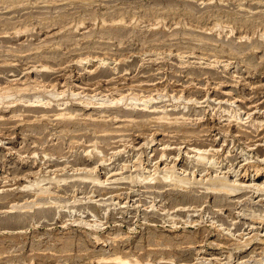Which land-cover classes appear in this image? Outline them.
I'll return each mask as SVG.
<instances>
[{
	"label": "rangeland",
	"instance_id": "rangeland-1",
	"mask_svg": "<svg viewBox=\"0 0 264 264\" xmlns=\"http://www.w3.org/2000/svg\"><path fill=\"white\" fill-rule=\"evenodd\" d=\"M263 189L264 0H0V264H264Z\"/></svg>",
	"mask_w": 264,
	"mask_h": 264
},
{
	"label": "bare ground",
	"instance_id": "bare-ground-1",
	"mask_svg": "<svg viewBox=\"0 0 264 264\" xmlns=\"http://www.w3.org/2000/svg\"><path fill=\"white\" fill-rule=\"evenodd\" d=\"M9 85V84H8ZM10 87V86H9ZM6 88V87H5ZM16 88V87H15ZM40 88V87H39ZM9 89V88H8ZM7 90V89H6ZM16 90V89H15ZM4 91V90H3ZM8 91H10V90H8ZM5 92V91H4ZM3 93V92H2ZM8 96V95H7ZM2 97V96H1ZM199 151V150H198ZM199 155V154H198ZM204 157V156H203ZM204 160V159H203ZM127 168V167H126ZM262 169V168H261ZM159 172V171H158ZM163 172V171H162ZM173 173V172H172ZM225 176V175H224ZM92 178V177H91ZM226 178V177H225ZM88 179V178H87ZM211 180V179H210ZM218 180V179H217ZM97 181V180H96ZM197 181V180H196ZM208 181V180H207ZM206 181V182H207ZM212 181H214V180H212ZM216 182V181H215ZM227 182H228V180H227ZM221 183H222V181H221ZM213 184V183H212ZM225 185V184H224ZM257 185V184H256ZM239 186V185H238ZM261 186H263V185H261ZM260 186V188H262ZM259 188V187H258ZM259 188V189H260ZM216 189V188H215ZM229 189V188H228ZM262 190V189H261ZM264 190V189H263ZM45 196V195H44ZM109 260V259H108ZM112 260H113V258H112ZM114 261H115V263H117V264H125L127 261L124 259V258H121V257H116V258H114ZM136 262V261H135Z\"/></svg>",
	"mask_w": 264,
	"mask_h": 264
}]
</instances>
